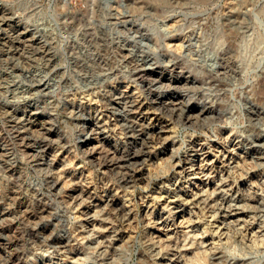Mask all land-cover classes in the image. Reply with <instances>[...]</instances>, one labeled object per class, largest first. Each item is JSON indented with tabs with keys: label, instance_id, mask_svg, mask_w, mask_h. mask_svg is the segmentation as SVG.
Instances as JSON below:
<instances>
[{
	"label": "rangeland",
	"instance_id": "rangeland-1",
	"mask_svg": "<svg viewBox=\"0 0 264 264\" xmlns=\"http://www.w3.org/2000/svg\"><path fill=\"white\" fill-rule=\"evenodd\" d=\"M10 263L264 264V0H0Z\"/></svg>",
	"mask_w": 264,
	"mask_h": 264
},
{
	"label": "bare ground",
	"instance_id": "bare-ground-1",
	"mask_svg": "<svg viewBox=\"0 0 264 264\" xmlns=\"http://www.w3.org/2000/svg\"><path fill=\"white\" fill-rule=\"evenodd\" d=\"M127 55V54H126ZM137 68V67H136ZM130 73V72H129ZM152 74V73H151ZM161 76V75H160ZM155 78V77H154ZM95 80V79H94ZM166 82V81H165ZM44 86V85H43ZM157 100V99H156ZM158 101V100H157ZM130 104V103H129ZM165 110V109H164ZM174 110V109H173ZM36 131V130H35ZM91 131V130H90ZM123 135V134H122ZM31 140V139H30ZM90 144V143H89ZM92 148V147H91ZM192 152V151H191ZM127 165V164H126ZM97 184V183H96ZM256 190V189H255ZM77 198V197H76ZM15 200V199H14ZM218 200V199H217ZM257 208V207H256ZM259 209V208H258ZM189 210V209H188ZM90 211V210H89ZM174 219V218H173ZM181 221V220H180ZM194 226V225H193ZM199 226V225H198ZM192 227V226H191ZM194 228V227H193ZM192 228V229H193ZM219 236V235H218ZM168 245V244H167ZM5 246V245H4ZM174 248V247H173ZM10 249V248H9ZM11 256V255H10ZM9 256V257H10ZM14 256V255H13ZM177 260V259H176ZM62 261V260H61ZM14 263V262H13ZM11 264V263H10Z\"/></svg>",
	"mask_w": 264,
	"mask_h": 264
}]
</instances>
